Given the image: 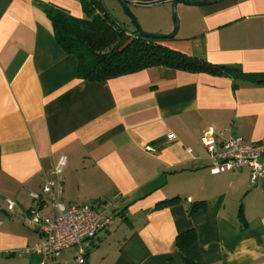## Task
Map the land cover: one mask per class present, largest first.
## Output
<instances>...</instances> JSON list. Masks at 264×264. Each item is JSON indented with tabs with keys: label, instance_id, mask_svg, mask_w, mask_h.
<instances>
[{
	"label": "crops",
	"instance_id": "0c3cea01",
	"mask_svg": "<svg viewBox=\"0 0 264 264\" xmlns=\"http://www.w3.org/2000/svg\"><path fill=\"white\" fill-rule=\"evenodd\" d=\"M128 1L145 32L172 31L173 0ZM106 3L119 12L116 0ZM41 4L85 17L79 0H0V264H77L76 247L57 258L26 251L42 240L23 220L38 206L30 194L41 193L63 154L61 203L116 216L90 243L89 264H264V181L252 191L249 168L213 175L201 141L214 127L264 143V86L235 89L226 75L166 67L79 79ZM178 13L179 32L164 45L264 73V0L179 4ZM7 199L17 203L13 214ZM198 201L207 209L190 215ZM192 229L197 241L182 250L177 237Z\"/></svg>",
	"mask_w": 264,
	"mask_h": 264
},
{
	"label": "trees",
	"instance_id": "16d2710c",
	"mask_svg": "<svg viewBox=\"0 0 264 264\" xmlns=\"http://www.w3.org/2000/svg\"><path fill=\"white\" fill-rule=\"evenodd\" d=\"M84 18H76L63 9L48 4L40 7L51 21L57 44L78 61V77L88 82H105L149 68L166 67L189 73L226 75L234 80V88L241 83L264 86V73L247 74L240 66L212 64L206 60L173 50L164 45L168 40L145 38L134 29L114 19L106 10L103 0H79ZM181 201L167 199L158 208ZM205 201L193 202L192 215L207 209ZM241 217L244 219L243 214ZM197 233L188 230L177 237L176 245L182 250L196 243ZM88 255V254H87Z\"/></svg>",
	"mask_w": 264,
	"mask_h": 264
},
{
	"label": "built area",
	"instance_id": "2783aa9c",
	"mask_svg": "<svg viewBox=\"0 0 264 264\" xmlns=\"http://www.w3.org/2000/svg\"><path fill=\"white\" fill-rule=\"evenodd\" d=\"M201 141L207 150L213 175L249 168L254 186L264 181V143L251 144L240 137H226L224 130L214 127L203 133ZM67 164L68 157L61 155L41 193L30 194L38 206L26 211L23 220L28 228L42 236V240L26 251L45 258H57L63 250L76 247L77 264H89L87 254L90 243L101 230L115 226L116 216L111 207L97 208L90 204L65 207L61 203L63 183L58 178L65 172ZM6 206L7 211L13 214L17 203L7 199ZM42 207L50 208L51 212L43 213Z\"/></svg>",
	"mask_w": 264,
	"mask_h": 264
},
{
	"label": "water",
	"instance_id": "95a60500",
	"mask_svg": "<svg viewBox=\"0 0 264 264\" xmlns=\"http://www.w3.org/2000/svg\"><path fill=\"white\" fill-rule=\"evenodd\" d=\"M119 5L122 7L125 15L131 20L135 29L138 31V34L145 38H153L159 40H170L177 36L180 29V21L178 15V5L183 4L191 7H201V6H209L217 3H222L227 0H173V15H172V23L173 28L169 33H159V34H150L143 31L141 24L138 22L135 15L132 13L130 8V2L128 0H116Z\"/></svg>",
	"mask_w": 264,
	"mask_h": 264
},
{
	"label": "rangeland",
	"instance_id": "374dc122",
	"mask_svg": "<svg viewBox=\"0 0 264 264\" xmlns=\"http://www.w3.org/2000/svg\"><path fill=\"white\" fill-rule=\"evenodd\" d=\"M103 2H104V6H105V10L114 18V19H116L118 22H120V23H124L122 20H124V21H129V23H131V20L125 15V13H124V11H123V9H122V7L120 6V5H118L119 6V12H115V10L112 8V7H110V6H108L107 5V3H106V0H103ZM118 3V2H117ZM119 4V3H118ZM131 11H132V13L135 15V17L137 18V20H138V22L141 24V22L139 21V19H138V17L136 16V14L134 13V11L131 9ZM177 12H178V10H177ZM172 15H173V9H172ZM178 15H179V13H178ZM179 21H180V18H179ZM132 24V23H131ZM141 26H142V24H141ZM132 27L134 28V25H132ZM143 29V28H142ZM144 31V30H143ZM145 32V31H144ZM146 33H149V32H146ZM150 34H159V33H150ZM162 34H164V33H162ZM257 187H261V184H258V186H256V187H254V185H253V187L251 188L252 189V191H254ZM262 189L261 190H263L264 189V186L263 187H261ZM261 193L262 194H264V191H261ZM258 201L261 203V197H258Z\"/></svg>",
	"mask_w": 264,
	"mask_h": 264
}]
</instances>
